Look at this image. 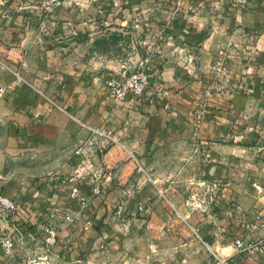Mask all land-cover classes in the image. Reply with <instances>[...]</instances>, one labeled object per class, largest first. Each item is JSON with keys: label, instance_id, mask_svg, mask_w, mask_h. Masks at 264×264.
Segmentation results:
<instances>
[{"label": "crops", "instance_id": "obj_1", "mask_svg": "<svg viewBox=\"0 0 264 264\" xmlns=\"http://www.w3.org/2000/svg\"><path fill=\"white\" fill-rule=\"evenodd\" d=\"M27 2L40 1L0 0V193L17 206L0 220V240L12 241L0 264H211L210 251L264 264L233 247L264 237V0H64L42 44L18 13ZM226 43L231 93L207 101L196 125ZM139 66L141 98L112 103L103 80ZM92 128L114 142L85 144ZM198 182L215 184L203 210L186 204ZM75 184L84 207L68 197ZM120 197L123 221L112 217ZM52 208L75 218L56 224L41 259L32 236Z\"/></svg>", "mask_w": 264, "mask_h": 264}, {"label": "built area", "instance_id": "obj_2", "mask_svg": "<svg viewBox=\"0 0 264 264\" xmlns=\"http://www.w3.org/2000/svg\"><path fill=\"white\" fill-rule=\"evenodd\" d=\"M53 1V0H50ZM42 2L48 3L49 0H42ZM230 53L229 43L218 47L209 62L208 72L205 80L203 81L199 107L196 109L194 117L195 124L198 125L201 116L204 113V105L207 101L213 100L216 97L222 95L229 96L231 91L228 87L229 67L228 58ZM103 85L107 89L112 103L118 105L123 103L126 99L131 101H137L141 98L143 92L148 86L147 73L141 66L136 67L134 70L128 73H122L116 76H109L103 80ZM3 88L0 87V96L3 94ZM114 142L109 130L92 128L89 129V136L85 139L84 143L87 145H94L98 151L105 149L107 145ZM75 154L81 153L79 149H76ZM80 167L86 168L89 166L87 160L80 159L78 162ZM90 178V193L98 195L101 190L102 182L101 178L89 171ZM104 177V176H103ZM106 177V176H105ZM196 186L198 191L193 190L189 195L186 204L191 209L203 210L206 205L211 204L215 197V184L198 182ZM80 185L75 184L69 189L68 197L77 201L80 207L86 205V196L80 192ZM159 194L163 193L161 188L157 189ZM125 206L124 197H120L115 203L112 211V217L124 220L123 211ZM17 209L16 204L0 193V220H4L10 213ZM75 216L71 214L68 208H52L50 209L42 222L36 229V234L32 236L34 242L38 244L43 254L41 259L50 251L56 240V231L58 222L70 223ZM255 228V225L252 226ZM0 245L5 253H8L12 245V241L9 237H3L0 240ZM233 247L237 252L242 253L244 256L252 258L254 260H260L264 262V237L251 236L248 238H235L233 239ZM211 264H231L228 257L217 255L210 251ZM127 259L122 261V264L126 263ZM107 264H112L108 262Z\"/></svg>", "mask_w": 264, "mask_h": 264}, {"label": "rangeland", "instance_id": "obj_3", "mask_svg": "<svg viewBox=\"0 0 264 264\" xmlns=\"http://www.w3.org/2000/svg\"><path fill=\"white\" fill-rule=\"evenodd\" d=\"M39 1H40L39 6H36V7L30 6V3L27 2L26 4L23 5L21 10H18V13H20L25 18V21H27V20L29 21L28 26H30L31 29H36L37 31L42 33V35L40 34L41 37H38L39 41H37L38 43L42 44V41L45 40V39H43V37H45V35H46L45 33L47 30L46 24L48 21H47L46 16L49 15L50 13H52L55 9L61 7L64 0H53V1L49 0L48 3L42 2V0H39ZM30 17H31V19H30ZM35 40H37V38H35ZM59 40H60L59 38H53L55 47H56V45H60V43L58 42ZM43 45H45V44H43ZM121 52H122V54H121ZM115 53H118V55L121 54L122 57L125 54L124 50L123 51L117 50V51H115ZM135 68L136 67L130 68V71L134 70ZM11 74L13 77V81L16 79L20 80V76H19L17 71H13Z\"/></svg>", "mask_w": 264, "mask_h": 264}]
</instances>
